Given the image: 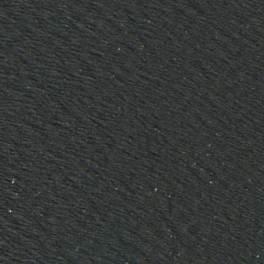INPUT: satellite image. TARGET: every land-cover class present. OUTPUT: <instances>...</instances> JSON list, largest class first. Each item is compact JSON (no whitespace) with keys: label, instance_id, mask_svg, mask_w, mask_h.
Returning a JSON list of instances; mask_svg holds the SVG:
<instances>
[{"label":"water","instance_id":"obj_1","mask_svg":"<svg viewBox=\"0 0 264 264\" xmlns=\"http://www.w3.org/2000/svg\"><path fill=\"white\" fill-rule=\"evenodd\" d=\"M0 264H264V0H0Z\"/></svg>","mask_w":264,"mask_h":264}]
</instances>
